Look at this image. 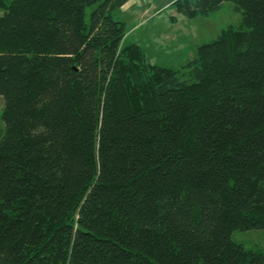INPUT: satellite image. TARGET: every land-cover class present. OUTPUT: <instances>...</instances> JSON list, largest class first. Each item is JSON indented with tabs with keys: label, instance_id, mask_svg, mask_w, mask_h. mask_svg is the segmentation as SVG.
<instances>
[{
	"label": "trees",
	"instance_id": "obj_1",
	"mask_svg": "<svg viewBox=\"0 0 264 264\" xmlns=\"http://www.w3.org/2000/svg\"><path fill=\"white\" fill-rule=\"evenodd\" d=\"M128 1L0 0V264H264V0H171L241 15L178 67Z\"/></svg>",
	"mask_w": 264,
	"mask_h": 264
},
{
	"label": "rangeland",
	"instance_id": "obj_2",
	"mask_svg": "<svg viewBox=\"0 0 264 264\" xmlns=\"http://www.w3.org/2000/svg\"><path fill=\"white\" fill-rule=\"evenodd\" d=\"M114 17L125 24L126 42L140 45L147 61L167 67H178L194 54L197 45L214 39L226 25H238L241 19L229 1L206 17L187 18L175 10L171 0H129ZM2 108L0 96V137ZM231 238L264 252V229L233 230Z\"/></svg>",
	"mask_w": 264,
	"mask_h": 264
}]
</instances>
